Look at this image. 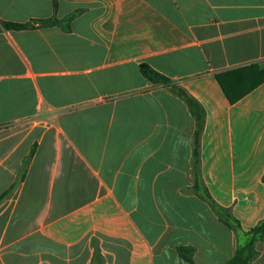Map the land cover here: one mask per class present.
I'll return each mask as SVG.
<instances>
[{
	"label": "crops",
	"instance_id": "1",
	"mask_svg": "<svg viewBox=\"0 0 264 264\" xmlns=\"http://www.w3.org/2000/svg\"><path fill=\"white\" fill-rule=\"evenodd\" d=\"M144 63L203 108L201 188L244 231L264 219V0H0V264H225L245 242Z\"/></svg>",
	"mask_w": 264,
	"mask_h": 264
},
{
	"label": "trees",
	"instance_id": "2",
	"mask_svg": "<svg viewBox=\"0 0 264 264\" xmlns=\"http://www.w3.org/2000/svg\"><path fill=\"white\" fill-rule=\"evenodd\" d=\"M55 12L57 11V5L55 4ZM77 13H72L64 19H58L55 15L51 18L40 20L44 25H59L65 30H70L71 21L74 19ZM2 25L7 30H24L34 28L35 24L32 21L28 22H12L3 21ZM140 70L142 75L154 84H163L170 87L174 92L181 96L190 107L193 114L196 116L198 122V128L195 134V149H194V168L196 170V182L194 189L197 193L204 198L212 206L213 210L219 214L220 219L240 234L242 238H245V242L241 243L236 251V254L225 264H250L251 261L258 255L256 245L259 241L264 240V219H262L254 228L249 231H244L240 222L232 217L230 213L220 207L212 198L207 190H203L198 178V163H199V138L203 123L204 111L199 102L189 94L184 88L173 84L169 77L160 73L148 64H141ZM180 254L188 261L193 262L192 248L180 247Z\"/></svg>",
	"mask_w": 264,
	"mask_h": 264
}]
</instances>
